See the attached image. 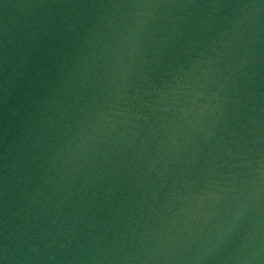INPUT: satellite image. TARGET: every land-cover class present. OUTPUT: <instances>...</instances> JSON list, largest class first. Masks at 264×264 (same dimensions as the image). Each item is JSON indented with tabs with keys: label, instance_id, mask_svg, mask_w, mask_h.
Returning <instances> with one entry per match:
<instances>
[{
	"label": "water",
	"instance_id": "95a60500",
	"mask_svg": "<svg viewBox=\"0 0 264 264\" xmlns=\"http://www.w3.org/2000/svg\"><path fill=\"white\" fill-rule=\"evenodd\" d=\"M0 264H264V0H0Z\"/></svg>",
	"mask_w": 264,
	"mask_h": 264
}]
</instances>
